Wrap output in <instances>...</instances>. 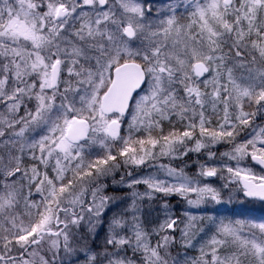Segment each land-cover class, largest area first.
Here are the masks:
<instances>
[{"label": "snow or ice", "instance_id": "1", "mask_svg": "<svg viewBox=\"0 0 264 264\" xmlns=\"http://www.w3.org/2000/svg\"><path fill=\"white\" fill-rule=\"evenodd\" d=\"M0 264H264V0H0Z\"/></svg>", "mask_w": 264, "mask_h": 264}, {"label": "rangeland", "instance_id": "2", "mask_svg": "<svg viewBox=\"0 0 264 264\" xmlns=\"http://www.w3.org/2000/svg\"><path fill=\"white\" fill-rule=\"evenodd\" d=\"M164 162H167V161H164ZM192 170H194V169H192ZM116 179L119 180L120 176L117 175ZM109 192H111V193H113L115 195H118V196L124 194V190H121L118 186L111 185V183H109ZM170 199H172V198H170ZM173 199H174L173 201L169 200V203L177 206L175 208L176 211H178V212L181 211V209L184 207L183 201H181L178 197H173ZM102 236H103V229H101V238H102Z\"/></svg>", "mask_w": 264, "mask_h": 264}, {"label": "trees", "instance_id": "3", "mask_svg": "<svg viewBox=\"0 0 264 264\" xmlns=\"http://www.w3.org/2000/svg\"><path fill=\"white\" fill-rule=\"evenodd\" d=\"M221 150H223V149H221ZM198 157L195 155V154H190V158H186V159H188V162L191 164L193 161H195L196 159H197ZM37 199H38V197H37ZM174 199L172 198V199H170V201H173ZM176 211V210H175ZM178 212V211H177ZM192 254H195V253H192Z\"/></svg>", "mask_w": 264, "mask_h": 264}]
</instances>
